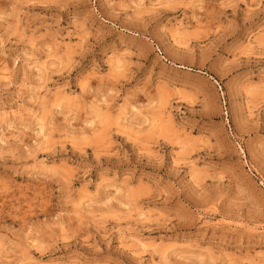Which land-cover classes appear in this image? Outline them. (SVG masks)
I'll list each match as a JSON object with an SVG mask.
<instances>
[{"label": "rangeland", "instance_id": "rangeland-1", "mask_svg": "<svg viewBox=\"0 0 264 264\" xmlns=\"http://www.w3.org/2000/svg\"><path fill=\"white\" fill-rule=\"evenodd\" d=\"M0 264H264V0H0Z\"/></svg>", "mask_w": 264, "mask_h": 264}]
</instances>
